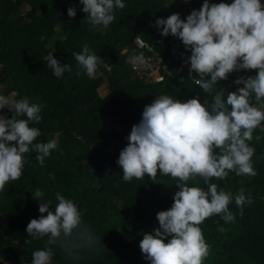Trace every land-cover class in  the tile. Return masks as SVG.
<instances>
[{
    "label": "trees",
    "instance_id": "obj_1",
    "mask_svg": "<svg viewBox=\"0 0 264 264\" xmlns=\"http://www.w3.org/2000/svg\"><path fill=\"white\" fill-rule=\"evenodd\" d=\"M187 1L192 10L199 9L203 2ZM124 3V8L114 10L115 18L109 26L99 31L80 11L79 0H0L3 91L40 104L41 121L30 123L41 130L36 140L55 138L58 142L43 165L35 159L34 151L25 153L21 176L0 190V218L5 221H0V264H31L32 252L45 247L47 236L32 239L26 232L29 221L41 215L39 202L31 195L37 187L44 191L50 208L58 203V194L75 201L82 211L83 225L102 242L91 249L53 245L52 264H148L139 242L144 232L159 226L156 213L171 206L172 195L179 190L177 178L158 171L152 179L146 174L124 181L116 163L119 152L127 144L132 125L141 119L144 106L155 96L169 94L187 100L199 94L203 103L205 98L211 101L212 93H203L186 74L178 72L177 64L169 66L165 81L150 84L140 80L128 62L131 49L164 61L173 48L190 52L178 38L161 36L152 26L157 17L179 13L184 19L190 14L182 0ZM70 6L76 7L75 17L67 15ZM136 38L150 48L140 49ZM85 44L103 59L94 77L87 76L72 57ZM50 51L62 64L71 65V71L61 78L47 66L45 55ZM255 71L231 73L227 80L217 82V88L233 91L238 75H254ZM103 85L108 91L105 96L100 92ZM0 114L12 116L7 107ZM248 143L255 149L252 161L257 174L237 175L229 170L225 178L212 177L209 182L233 196L243 190L252 203L243 205L242 214L234 200L229 204L234 222L226 223L214 214L201 223L210 246L203 264H264V122L254 129ZM214 151L218 153L219 149ZM184 183L207 188L199 175ZM218 225L225 231H218ZM73 242L83 243L79 237Z\"/></svg>",
    "mask_w": 264,
    "mask_h": 264
},
{
    "label": "clouds",
    "instance_id": "obj_2",
    "mask_svg": "<svg viewBox=\"0 0 264 264\" xmlns=\"http://www.w3.org/2000/svg\"><path fill=\"white\" fill-rule=\"evenodd\" d=\"M79 4L99 31L114 20L116 8L125 7L124 0H79ZM67 15L75 17L76 7H68ZM152 26L161 36L178 38L190 51L186 62L190 72L199 76L195 84L203 93H212V99L201 103L199 94L187 100L169 94L155 96L144 106L139 122L132 125L116 163L124 181L146 174L152 179L158 171L177 178L179 190L173 193L171 206L156 213L159 226L142 234L139 248L143 259L148 264H203L210 246L201 223L214 214L226 223L234 222L229 204L234 200L242 214L243 205L252 203L243 190L233 196L209 181L225 178L229 170L237 175L257 174L252 161L255 149L248 141L264 122V0H203L199 9L191 10L184 19L173 13L155 18ZM72 57L89 77L95 76L103 60L87 44ZM45 60L57 78L71 71V65L62 64L51 51ZM128 62L143 66L146 57L131 49ZM252 70H256L254 75L241 74L233 80V91L217 88V82L227 80L229 74ZM4 87L0 83V109L7 107L12 116L0 114V190L21 176L25 153L34 151L35 159L43 165L50 151L58 147L55 138L37 141L41 130L30 126L41 121V105L30 102L27 96L16 99L15 92L6 95ZM197 175L207 188L184 183ZM31 195L39 202L41 215L29 221L26 232L32 239L47 236L45 247L32 252L31 264H52L53 245L91 249L102 243L83 225L82 211L75 201L58 194V203L50 208L41 188ZM217 230L224 232L225 228L218 225ZM74 237L83 243L75 244Z\"/></svg>",
    "mask_w": 264,
    "mask_h": 264
},
{
    "label": "built area",
    "instance_id": "obj_3",
    "mask_svg": "<svg viewBox=\"0 0 264 264\" xmlns=\"http://www.w3.org/2000/svg\"><path fill=\"white\" fill-rule=\"evenodd\" d=\"M182 3L189 11L192 10V7L187 0H182ZM136 43L140 49L150 48L149 45L141 38H136ZM190 54V52H181L178 49L173 48L171 50L170 57L163 63H161L158 58H155L150 54H146V63L143 66H133L130 64V68L137 74L140 80L146 83L156 84L165 81L169 66L177 64L178 72L186 74L189 79L195 83V79L199 78V76H195L196 74L194 72H190V65L186 62L187 57L190 56Z\"/></svg>",
    "mask_w": 264,
    "mask_h": 264
},
{
    "label": "rangeland",
    "instance_id": "obj_4",
    "mask_svg": "<svg viewBox=\"0 0 264 264\" xmlns=\"http://www.w3.org/2000/svg\"><path fill=\"white\" fill-rule=\"evenodd\" d=\"M100 92H101V94H102L103 96L106 95V93H107L108 91H107L105 85H103V86L100 88ZM5 109H6V107H5L4 109H0V112H1V113L4 112ZM105 128H106V129H109V126L106 124V125H105ZM0 221L5 222L2 218H0Z\"/></svg>",
    "mask_w": 264,
    "mask_h": 264
},
{
    "label": "water",
    "instance_id": "obj_5",
    "mask_svg": "<svg viewBox=\"0 0 264 264\" xmlns=\"http://www.w3.org/2000/svg\"><path fill=\"white\" fill-rule=\"evenodd\" d=\"M160 62L163 63L164 62V59L163 58H160Z\"/></svg>",
    "mask_w": 264,
    "mask_h": 264
},
{
    "label": "crops",
    "instance_id": "obj_6",
    "mask_svg": "<svg viewBox=\"0 0 264 264\" xmlns=\"http://www.w3.org/2000/svg\"><path fill=\"white\" fill-rule=\"evenodd\" d=\"M106 95H107V93H106ZM105 96V95H104Z\"/></svg>",
    "mask_w": 264,
    "mask_h": 264
}]
</instances>
